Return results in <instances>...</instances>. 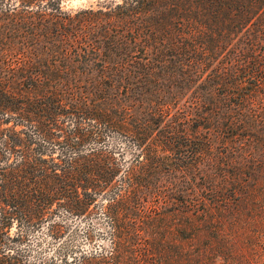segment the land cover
Returning a JSON list of instances; mask_svg holds the SVG:
<instances>
[{"label":"trees","instance_id":"16d2710c","mask_svg":"<svg viewBox=\"0 0 264 264\" xmlns=\"http://www.w3.org/2000/svg\"><path fill=\"white\" fill-rule=\"evenodd\" d=\"M63 3L0 0V264H29L34 231L59 237L61 213L104 199L112 250L81 264H195L198 238L203 264H235L212 217L242 197L244 168L231 188L166 179L201 172L207 155L228 172L217 140L246 161L264 149V0Z\"/></svg>","mask_w":264,"mask_h":264},{"label":"rangeland","instance_id":"374dc122","mask_svg":"<svg viewBox=\"0 0 264 264\" xmlns=\"http://www.w3.org/2000/svg\"><path fill=\"white\" fill-rule=\"evenodd\" d=\"M103 1L105 0H64L63 5L67 10H78L90 6L97 7ZM187 97L180 102L179 107L182 110L179 118L184 116V111L190 110V102L186 101ZM111 140L115 145L126 144V140L122 136L117 135ZM233 147L232 144L217 140L211 153L212 161L214 160L217 165L224 166L228 172L219 171L216 174V171H213L215 167L210 166V155H207L201 165V172L179 179L167 178L166 180L179 185L181 183V185H187V182L188 185L193 186L198 183L200 189H204L208 183L217 185L219 188H231L232 185L229 183L233 181L229 180L233 179L234 167L244 168L246 174L242 175L243 180L237 183V187L243 193L242 197L230 201V207L221 215L217 210H213L212 219L224 223L223 244L236 250L238 256L235 258V264H247L249 261L264 264V149L257 148L251 151L248 155L252 160L246 161L239 158ZM128 158V156L122 157L125 167L128 165ZM230 170L231 172H229ZM208 175L210 179L209 177L206 178ZM201 177H205V179H201ZM226 181L229 182L225 183L226 185L223 184ZM110 197L112 199V195ZM108 202V199L100 201L93 213L86 217H75L61 213L56 221L51 222L63 225L62 234L59 237L51 236L50 224L34 231L28 246H26L28 263L81 264L84 256H105L110 253L112 250L110 234L112 219L105 210ZM206 236L208 245L206 254L212 260V255L217 249L214 247L218 243V235L213 228L212 232L207 233ZM196 244L198 247L197 250L195 249V264H203V258L198 257L199 238ZM209 261L206 259V262ZM220 263L226 264L224 259L220 260Z\"/></svg>","mask_w":264,"mask_h":264}]
</instances>
